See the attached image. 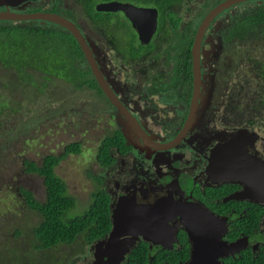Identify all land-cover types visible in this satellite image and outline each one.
Returning a JSON list of instances; mask_svg holds the SVG:
<instances>
[{
	"label": "flooded vegetation",
	"instance_id": "1",
	"mask_svg": "<svg viewBox=\"0 0 264 264\" xmlns=\"http://www.w3.org/2000/svg\"><path fill=\"white\" fill-rule=\"evenodd\" d=\"M38 1L0 4V14L5 16L0 17V26L11 29L50 27L74 36L66 27L51 20L18 16L53 13L71 21L88 44L98 71L120 106L140 126L139 131L129 129L128 137L125 135L121 126L125 124L126 115L109 100L95 77L102 93L86 88L90 95L82 105L83 110L72 107L63 111L66 116L61 120L66 127L85 126V132L90 130L89 126L102 129L94 155L96 169L87 172L91 186L88 199L92 202L94 195L102 194L110 225L106 233L90 242H85L81 234L77 237L92 256L90 264H95L98 258L97 264H189L192 251L188 229L201 216L224 221L221 239L227 243L246 237V245L218 257L219 264H264V193L261 199L255 194L244 195L245 188L254 190L250 182L244 181L248 168L258 169L264 176V59L258 57L252 62L247 55V61L239 65L238 78L243 79L240 87L234 83L226 91L220 81L218 86H210L216 52L236 42L264 45V37L252 41L227 36L229 28L243 12L258 9V5L264 7V0L234 3L223 8L231 7L226 14L218 16L221 10L209 21L198 47V76L193 56L197 30L206 14L224 0L209 8L207 5L216 0H170L168 5L165 0ZM109 2L156 9L157 26L150 40H140L130 19L121 10H98L97 4ZM158 9H172L177 13L179 34L187 37L174 38L165 21L160 27ZM199 9L209 10L198 19ZM3 48L1 46L0 70L13 74L2 83L10 98L0 101V139L15 140L13 131L6 127L7 122L13 121L21 139L27 140L24 137L39 126L27 128L29 116L14 115L29 101V94H39L57 80L72 85L55 71L41 70L40 65L26 63L21 56L18 66L6 63L4 59L11 58L12 54L2 57ZM224 89L226 95L221 97ZM210 93H214L211 102ZM19 96L25 100L20 101ZM53 117L45 119L57 122L51 119ZM19 121L24 126L19 127ZM105 138L110 146L107 155H100ZM28 151L30 146L28 150L25 148V152ZM42 158L36 162L25 156L22 167L16 172L41 179L39 173L27 169L32 165L40 167ZM0 169L3 170L1 166ZM22 188L32 191L24 185L17 189L26 205ZM42 195L45 199V188ZM75 199L76 213L89 208L88 205L82 207L84 201L81 206ZM27 207L38 214V221L30 228L32 249L38 251L34 228L40 223L41 215ZM119 211L136 221L133 225L130 221L125 223L120 237H134L135 241L123 256L116 254L110 261L111 253L116 251H110L112 245L108 238L113 216ZM4 221L0 217V222ZM145 222L148 227L143 229ZM6 228L0 223V234L5 235ZM13 233L21 236L23 229L14 227ZM4 241L6 239H0ZM1 252L0 249V256ZM3 260L8 264L7 257Z\"/></svg>",
	"mask_w": 264,
	"mask_h": 264
},
{
	"label": "rangeland",
	"instance_id": "2",
	"mask_svg": "<svg viewBox=\"0 0 264 264\" xmlns=\"http://www.w3.org/2000/svg\"><path fill=\"white\" fill-rule=\"evenodd\" d=\"M38 2H43V0ZM230 8L224 9L218 16H223ZM248 54L249 56L247 57ZM246 57L252 62L258 57L264 59V45L236 42L229 48L216 52L213 56L214 64L212 66L210 86L216 87L219 85L218 81H220L226 91L234 83L240 87L241 84L239 83L243 82V79L238 78L239 65L243 61H247ZM10 74L13 73L0 70V101H6L10 98L9 93L4 90L2 85ZM224 91L225 89L222 91L221 97L226 95ZM31 95L29 94V101L24 105L23 109L14 116L24 117L28 115L27 128L34 126H39V128L28 133L24 137L27 140H24L19 135L17 125L10 121L6 123V127L13 131L15 140L0 139V166L4 170L0 169V183H2L0 184V217L5 219L4 222L0 223L5 224L7 227L4 230L5 235L0 234V239H6V241L0 242L2 251L0 264H7L3 260L5 257L8 258V264H56L60 260L65 264H90L92 256L84 249L81 241L68 246L60 245L59 243L50 251H33L32 230L30 228L38 221V214L29 210L22 202L17 189L21 185L29 187L35 197L43 201L42 192L44 185H42L41 179L35 175H20L16 172L22 167V160L25 156L40 162L41 156L49 153L59 154L65 144L79 141L81 143V152L68 154L59 162L55 172L64 179L70 194L78 199L81 206L84 201L82 207L86 208L90 200L88 199V193L91 190L87 172L96 169L94 155L98 144L97 136H101L99 131L102 129L99 126H89L90 130L85 132V126L74 125L73 127H66L61 119L64 120L66 116V112H63L66 111L65 108L71 109L73 107L83 110L82 105L87 101L90 92L74 89L69 84L57 80L55 84L47 86L39 94ZM208 96L211 102L214 93H210ZM19 98L20 101L25 100L20 96ZM211 105L213 106V103ZM59 113H62L63 116H60ZM211 114L212 112L209 113V115ZM51 115H54L51 119L57 120V122L51 123L48 118L45 119L46 116L50 117ZM18 125L19 127L24 126L22 121H19ZM123 127L121 126L122 129ZM29 146L30 151L25 152V148L28 150ZM73 213V210H70V214ZM19 226L23 229L21 236L13 233V228Z\"/></svg>",
	"mask_w": 264,
	"mask_h": 264
},
{
	"label": "trees",
	"instance_id": "3",
	"mask_svg": "<svg viewBox=\"0 0 264 264\" xmlns=\"http://www.w3.org/2000/svg\"><path fill=\"white\" fill-rule=\"evenodd\" d=\"M165 1L166 5L170 3V0ZM219 1L211 2L207 8ZM258 6L260 8L248 9L243 12L231 25L227 36L232 35L235 38L252 41L264 37V7ZM199 10L201 11L197 14L198 19L209 9ZM158 11L160 27L165 21L174 38L187 37L186 34H179L180 17L177 13L172 9H158ZM1 46L4 47L1 53L2 57L6 53L12 54L11 58L4 59L6 63H14L18 66L22 59L26 63L34 62L41 66V70L55 71L56 75L70 83L74 89L89 88L102 93L84 60L78 42L69 33L50 27L11 29L0 26V50ZM26 54L29 56L23 58ZM33 54L35 55L31 59ZM14 55H19V57ZM250 109L252 110V108ZM106 139H103L104 146L99 150L100 155H107L110 145H107L109 141L106 143ZM110 144L119 145L117 142H110ZM80 151L81 143L79 141L67 143L59 154L43 156L40 167L32 165L27 169V171L39 173L45 188V199L41 202L30 191L24 188L21 190L26 205L41 215L40 223L34 228V235L38 242L36 250L38 251H50L59 243L66 246L73 244L80 234L85 242H90L108 230L107 227L110 224L106 214V202L103 200L102 194L94 195L92 202H89L87 206L89 208L76 213L74 211L75 197L69 194L64 179L55 172V168L63 158L70 153L78 154ZM70 210H73L74 213L70 214ZM56 264L65 263L60 260Z\"/></svg>",
	"mask_w": 264,
	"mask_h": 264
},
{
	"label": "water",
	"instance_id": "4",
	"mask_svg": "<svg viewBox=\"0 0 264 264\" xmlns=\"http://www.w3.org/2000/svg\"><path fill=\"white\" fill-rule=\"evenodd\" d=\"M24 0H0V4H18ZM245 1V0H224L221 3L217 4L213 9H211L206 16L204 17L203 21L201 22L198 30L197 35L195 38L194 46H193V56H194V62H195V73L196 76H198V66L197 61L199 59L198 56V47L200 44V38L202 36V33L209 23L210 20L214 18V16L223 10V8L228 7L234 3ZM98 10H105V11H116L121 10L124 12V14L130 19L132 25L134 26L139 38L143 42H148L153 35V33L156 30L157 26V11L156 9H142L139 7L131 6L129 4H121L116 2H109V3H100L97 4ZM39 16L43 19L51 20L53 22H56L58 24H61L62 26L66 27L68 30H70L77 41L79 42L82 51L84 52L86 59L88 61V64L91 68V71L96 78L98 84L103 88L104 93L108 96L109 100L116 104L121 113L126 115L125 124L123 127V131L125 132V135L127 136V130L129 132V129L132 131H139L140 126L136 119L133 116H130L128 111L126 109H123L120 106V103L114 96V94L111 92L107 84L105 83L103 76L97 69L96 62L92 56V52L84 40L83 36L79 32V30L76 28V26L69 20L63 18L60 15L53 14V13H41L40 15H25V16H18V17H35ZM0 17H5L3 14H0ZM15 16H13L14 18ZM195 102V101H194ZM128 137V136H127ZM253 170L248 168V173H245L244 175V181L250 182L251 186L254 188V190L250 189L249 187L245 188V196L249 197L250 194H255L256 196L261 199L260 195L264 193V176L263 173L252 167ZM256 172V175L253 173ZM130 223L133 225L136 223L135 220H130L129 218L123 216V213L119 211L116 215L113 216L112 219V227L109 234V240L111 243L114 242L115 245H112V247H109L110 251H116L114 253H111L110 260L113 261L114 258L117 256H123L131 247L134 246V237H120L123 231V226L125 223ZM198 222V223H197ZM195 222V225L190 227L188 229L189 238L191 240V260L189 264H197L198 262L201 264H219L217 258L221 256H225L228 253H233L238 248L245 246L247 243L246 237H241L236 239L235 241H232L230 243H227L223 239H221L222 234L225 229H223L224 221L218 218H211V217H202L199 221ZM139 225L141 224V221L137 222ZM148 227V222H145L142 225L143 229H146ZM124 235V234H123ZM99 249V248H98ZM120 250V253H117ZM99 258L95 261V264L99 263Z\"/></svg>",
	"mask_w": 264,
	"mask_h": 264
},
{
	"label": "bare ground",
	"instance_id": "5",
	"mask_svg": "<svg viewBox=\"0 0 264 264\" xmlns=\"http://www.w3.org/2000/svg\"><path fill=\"white\" fill-rule=\"evenodd\" d=\"M105 250V249H104ZM111 261V260H110Z\"/></svg>",
	"mask_w": 264,
	"mask_h": 264
}]
</instances>
